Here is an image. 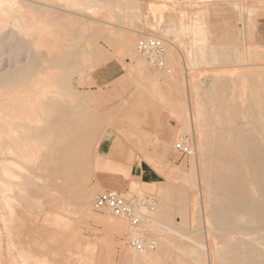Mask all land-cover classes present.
<instances>
[{
	"label": "rangeland",
	"instance_id": "1",
	"mask_svg": "<svg viewBox=\"0 0 264 264\" xmlns=\"http://www.w3.org/2000/svg\"><path fill=\"white\" fill-rule=\"evenodd\" d=\"M107 1L108 0H103L102 2L105 3ZM109 1L120 3L122 6V9H120V11H114L115 15H112L113 17L104 13L101 14L102 12L99 13V15L96 14V16H93L92 14H88L85 11L80 12L79 10H72V8L64 11L60 10L64 15L66 14L65 11H67V14H70L68 18L63 17V19L65 20H69L71 15L73 16L75 14L74 16L76 18L80 16L79 18H85L87 20L94 21L96 19V21H98L97 25H100L99 29L96 28L90 30V34L92 35L95 33L97 34V37L92 40V44H88L89 46L91 45L90 47H88V45L85 46V49L87 51L95 53V57L93 60L94 67H90L91 69H87L86 71H79L80 68L78 64L80 62V56H76L74 58V61H78V66L76 64L75 66L79 70L76 71L77 68L75 67L74 72H72L73 70H71V68L69 70L71 72L68 73L69 77L71 75V77L69 78L71 83L69 88L71 89L72 99L70 97L69 100L71 101H69V104H71L72 116L69 118V120H67V122H64V126L62 128L64 130L62 131L61 127H58L57 130L59 131L57 134L55 133V136L57 135L58 137L59 135H62V137H48V142L50 141L52 144H50V147L49 145H45L47 147L43 145L42 148H44V150H41V145L38 144V146L34 147V149H36L35 151H37L39 148V150H41V153H37L40 151L35 152L37 154L34 153L36 156L34 155L33 161L31 159L29 161L28 158L20 161V163H22L25 167V169H22V174L24 173L23 170H25L24 174L26 176L23 174V177L21 172L17 173L18 175L16 174L15 176H11L8 173L6 175V172H4V175L2 168L0 167V174L2 175H0V180L2 179L4 184L8 182L9 185H13L15 189L19 186L29 184L30 179L33 178L32 174L34 178L38 175L41 179L43 177V180H41L40 178L38 179L37 177L35 179L33 178L35 181L36 179L37 181H42L38 183L36 182L37 184L33 181V179H31V181H33V184L31 185L34 187L31 186V188H29L30 185L27 186L29 192H27L29 194V196L27 194V197L29 198L26 199L27 201L25 200V202L27 203L23 201V203H25L26 205L22 202L19 204L16 203V201H11L9 204L10 207L8 206L10 208L8 209L9 211L5 209V215V210H2V206L0 205V246L2 244V246L0 247V250L2 251H0V253L2 254L0 255V257L2 256L0 259L2 262L0 261V263L2 264H10L13 261L14 262L11 264H26L23 262H27V264H33L34 260L39 264L42 261L44 262V260L42 259L44 257L45 262L47 259L46 257H48V262H46L47 264H49V262L52 264H58V262L61 264H67L68 261L69 264H79L78 262L81 261L80 263H82L83 258L81 257L82 259H80L78 256L85 253L86 246L88 247V252L86 251L85 255H87V253H89L88 255L90 256L94 254V259H92L90 256L87 257L83 255L87 258V260L85 258V260L83 259V262H87L84 264H91L92 262H94L95 264H120L122 262L123 264H174V261L178 258L183 259L187 264H201L198 263L199 260H205L206 264H211V259L209 256H206L205 258L201 254L193 257L186 256L185 251H182L181 248L191 245V241H189V239L181 237L180 235H178V237L177 235H174L175 237L172 236L176 245L175 250L169 251L168 247L161 246L160 248L159 246L157 252L153 253V258H144V256L141 255L146 254L145 252H135L133 249H130L131 247L128 245L126 239L127 232L119 233L113 231L110 229V227L105 225V223L101 222L100 220H96L94 216L104 218V220H106L107 222L115 224V222L120 219L119 217H115L112 214L107 213V211L105 210L98 211L93 207L95 199L101 192L109 188L120 189L117 186L118 184H122L124 188L129 190V186L131 183H137V185H135L132 189V193L140 192L143 189V192L155 197L156 201L154 204L157 203V206L168 205L166 207H168L172 212L170 223L174 226L175 224L178 225V228L181 229L180 232L184 233V235H187L189 238L191 237V239L195 242H203L211 249H215L222 245L224 236L215 233V230L214 232L212 230L210 232V235L208 233V228L212 227V225L207 222L208 219L205 214L207 211L209 198L206 195V186L203 181V172L206 165L202 163V159L199 156L200 151L199 155L197 156L195 154H192L191 156H182L178 154L174 149L175 142L178 140V138L181 139V136L182 139L180 141H183L186 144V138H184L185 131H187L190 135L191 145L193 146V144L195 143V139L197 140L200 137V133L196 128V124L191 118H189L185 123V128L181 130L180 136H176V131L179 128V123L177 119L170 115L166 110V107H169L167 105V102L162 101L160 107L154 106L153 103H149L145 107H138V102L144 97L140 95L138 91V74L136 72L129 73L128 58H130L131 61V57L136 56L141 61L143 60L144 65H148L149 62L147 61L146 56L138 53L137 44L139 39L145 32L153 31L150 30L151 26H156L159 30L158 32L155 31L157 32V34L171 40V44L169 45L168 52L165 56V60H167V63L165 62L163 64V68L160 69H163L166 75L167 73H170L171 70L173 72L177 67V69L179 68L182 73L183 71L185 72V78L191 76V74L189 73H187L186 76V71H189V68L191 67V64L188 60L189 58L187 57L186 49L195 45V47H193L192 49L195 53L198 52L199 49L196 46L198 41L191 33L187 34L183 30L184 27L182 25H185L187 23L190 24L193 18L197 20L200 19L203 23H205V31L209 33V44H215L218 46L216 48V54L218 55H216L215 57L213 55H210L206 61L197 62L198 69L195 70L194 76L196 77V82L199 86V90H193V87L191 90L190 85V88H187V106L189 107L187 109H189L190 112L195 101H198L200 103V108L205 112V114L202 115L200 122L204 125L203 130L207 132L215 130V132L217 133V131L219 130H229L233 125H239L243 127L245 126L244 128H246L247 130H251L253 128L252 124H255L254 117L256 114L253 112V109H251L249 103L251 97L250 88L247 89V87H245L243 89L242 85L245 81H243L244 74L250 67L257 69L260 72L264 71V44L258 43L254 35L255 20L258 11L262 7H264V0L245 1L246 5L248 4L255 6L254 9L256 8V6H258L255 11H253L254 9L251 11L252 14L251 12H248L250 10H245L244 12L246 13H244L240 8L237 7L236 3L233 2L235 0H126L124 2H122L121 0ZM151 3H156L158 6H160V9L154 10ZM138 8L140 9V11H138ZM133 10L134 12L138 11V13L136 12L134 15ZM240 11H242V14L240 13ZM246 14L248 15L246 16ZM244 19L247 22V24L244 23L246 26L242 23ZM206 20L209 21L208 25ZM169 23L171 26L174 25L175 27H183L181 29V40H178L174 34L168 36L166 35V33L164 34V32L160 30V27H162V25L164 26L162 27L163 29L170 26ZM243 28L245 30H243ZM240 30L242 35H240ZM226 32L228 33L229 39H231L232 37L238 38V41L233 44L234 46H229L232 45V43H229V40H225L224 34ZM7 33V31L4 32V34ZM242 36L246 37L245 40H247V44L246 42H243L244 39ZM120 42L127 43L126 46L129 47L133 46L134 52L130 55L126 52H123L122 48L120 47L122 46ZM177 46H180V49H177ZM246 47L251 50H255L257 53L251 55L250 58H248L250 60L245 61L243 64L240 61L241 52ZM5 55H2L0 57V69L2 66L11 70V65L13 64L11 58L13 56L12 54H9V52ZM169 57H176L177 61L175 66L168 63ZM200 59L201 57L199 58V60ZM151 65L153 67H157L154 64ZM106 66L114 68V70L119 71L121 75L111 81L106 82L103 86L93 88V86L96 84L94 81L95 73L101 68H106ZM152 66H149V68L154 72H162V70H157L155 68L153 69ZM247 83L250 84V79H248ZM263 83L264 82L262 81L258 82V85L262 89V93H264ZM229 109L232 111H230ZM235 118L237 119V121ZM130 121L134 123V127L136 128H142L143 126H145L146 131H151V127L153 126V124L161 123L163 130V137L161 136V138L163 140H169L171 144L169 145L167 143H164L163 141H158L156 140V137L154 138L152 136H147L146 139L148 140V143H146L145 137L143 136L144 132H142L141 134L140 128L139 130L130 129V131L133 133L128 132L126 129H123V126H131ZM86 124H89V126H91V129ZM92 124H94L95 126ZM246 124H248L249 126ZM67 132L70 133V138L66 137V135L68 134ZM64 136L66 137V140L64 139ZM99 138H103L102 140L105 141V148L103 150V155L105 156L116 158V156H120V154L117 153H120L122 151H135L140 153L144 159L145 172H151L154 174L155 180L158 182L156 186L151 188L145 187L140 183V178L130 175L128 167L130 162L129 159L117 160L116 162L119 163H117V166L116 164H114L112 169H95L92 164L97 150V143H95V141H97V139ZM139 138L143 139L145 143H137ZM122 139H125L130 143L121 145L120 142ZM206 141L209 146L213 147L212 143L214 142L212 139H206ZM54 143L56 146L54 145ZM56 143H58L59 145H57ZM45 149H47V151ZM48 149L50 151L51 149H53L51 151L52 153ZM40 154L42 158H40L41 156H38ZM37 156L40 159H38ZM213 156L214 153L211 154L208 152L207 157L210 160L209 163L214 165ZM35 157L39 160V164L37 163V159ZM50 157L55 160L48 159ZM35 161L37 163V166H35ZM27 162H29L30 167L34 162L33 165L35 166V169L33 165L32 167L35 171H31L32 168H28L29 164ZM46 162L48 163V168ZM39 169L46 170L38 172ZM68 172H72V174H75L76 186L79 192H84L86 191V189H88L89 191L92 190L94 192V197L88 198V200L84 204H78L76 200L78 199L77 195H74L73 192H71V190L69 191L68 188ZM28 174L29 176L31 175V178L28 177ZM5 176L7 178H5ZM23 178H27L25 180L29 183H23L26 182ZM166 179H171L174 183H176V185L172 187V192H169L168 190L169 185L165 183ZM2 184H0V197L2 196V191L4 192L5 189L7 191L9 190L8 187H3L8 186L7 184ZM38 184L40 186H38ZM42 185L45 186L46 190L49 193H46V190L43 191ZM54 187L55 189L57 188L55 190L56 192H53ZM245 190L251 196H259L257 189L249 183L246 186ZM54 193L57 195L53 196ZM193 195L197 197L196 205H194L195 208L193 207V211L196 214V221H193V213H191L192 211L190 212V207H187L183 211L179 210L180 205H189V197ZM68 198L70 199L69 201L71 203H67L66 200ZM21 200L24 199L21 198ZM12 203H15L16 205ZM54 203L57 204L54 205ZM57 205H59V208ZM63 206H66V208L64 207L65 210L62 209ZM14 209L16 210L17 214L13 212L12 214H14V216L16 215L17 219L15 216V220H12V223L11 221L8 222L4 220V216L8 217L11 211H14ZM48 212L53 215H61V219L56 217L58 215L54 217L60 219L62 222H59L60 220L55 221V218L53 216L52 217L54 219L52 220L50 218L51 215ZM86 213L90 214L91 216L85 215ZM47 214H49V216ZM62 215L68 217V219L70 218L69 220L72 221V223L66 224V226L69 225L67 228H65V221L67 222L68 219L66 218L67 220H65ZM47 217H49L50 219H48ZM44 219L46 221H55L57 222V224H51L50 222V225L49 221L46 222L44 221ZM8 223H11V237L8 235V232L6 230V228L10 226ZM70 225L72 226L70 227ZM63 226H65V230ZM77 228L84 236L89 237V239L91 240L90 242H92V244L94 242L95 245L92 246V244H90L91 246H88L87 244H89L90 242L83 245L80 241L78 242L77 240L73 239V235L76 233ZM182 228L185 232H182ZM58 230L60 231V233ZM139 230L140 232L136 230V232L134 233V235H138V238H147L154 235L153 231L148 226H145L143 228L141 227ZM137 232L139 234L142 233V237H139V234ZM186 232H188V234H186ZM145 233H147L148 235H146ZM96 239L99 240L100 244L101 241L106 244L105 253H102L103 250L99 249ZM8 243H10V245ZM44 244L46 245V248H44ZM94 246L96 249L95 251L93 248ZM145 248L146 245H144V249ZM24 250L29 251L30 254L32 251V255H34V257L35 255H37L36 257L40 256L42 261H40L39 257H29L27 255L29 254L28 252L27 254H24ZM166 251L171 253H169L170 256L169 254H166ZM75 252L76 254L81 252V254L79 253V255L77 256ZM12 254L14 257L10 256ZM70 255L73 256L71 257V259H64L66 257H70ZM9 256L13 257L16 260L10 258ZM19 257H25L26 259L24 261V259H20ZM27 258L33 260H28ZM76 258L80 260L77 261L75 260ZM88 258H90L92 262ZM9 259L11 262L9 261Z\"/></svg>",
	"mask_w": 264,
	"mask_h": 264
},
{
	"label": "bare ground",
	"instance_id": "2",
	"mask_svg": "<svg viewBox=\"0 0 264 264\" xmlns=\"http://www.w3.org/2000/svg\"><path fill=\"white\" fill-rule=\"evenodd\" d=\"M102 1L103 0H0V57L2 55L8 54V52L9 54H12L13 56L11 58L13 61L12 62L13 66L10 64L13 69L11 68L10 70L9 68H4L2 66L0 69V167L2 168L3 174L4 172H6V175L8 173L11 176L12 175L15 176L19 172H21L22 174V169H25V167L22 163H20V161L25 160L26 158H28L29 161L30 159L33 161L34 155L37 153H41V150H44V148H42L43 145L44 146L49 145L50 147L51 142L50 141H49L50 143L48 142V137L56 138L57 135L55 136V133L56 134L58 133L59 131L57 130L58 127H61L62 131L64 130L62 129L64 126L63 125L64 122H67V120H69V118L72 116L71 104H69V101H71L69 100L70 97L72 99L71 89L69 88L71 84L69 78L71 77V75L69 77L68 73L71 72L69 71L71 68H72L71 70H73L72 72H74L75 67H76L75 64L77 65L78 63V61H74V58L76 56L77 57L80 56V62L78 64L80 70L76 67L77 68L76 71L78 70L86 71L87 69H91L90 67H94L93 60L95 57V53H91L87 51L85 49V46H87L89 43L92 44L93 42L92 40L97 37V34L95 33L91 35L90 30L96 29V28L99 29L100 25H97L98 21H96V19L94 21V20H87L85 18H79L80 17L79 15H78L79 17L76 18L74 16L75 14L73 15L74 17L71 15L69 20H65L63 19V17L68 18L70 14H67V11H65L66 14L64 15L62 14L60 10L64 11V10H69L72 8V10L75 9V11L79 10L80 12L85 11L88 14L89 13L92 14L93 16H96V14L99 15V13L101 12H102L101 14L104 13L109 16H112V15L114 16L115 15L114 11H117V10L120 11V9H122L121 8L122 6L120 3L110 2L109 0L103 3ZM121 1L124 2L126 0H121ZM245 1L246 0H235L233 2H235L237 7L240 8L243 12L245 10L246 11L250 10L248 11L250 13L254 9L255 6L248 5V4L246 5ZM151 5L153 6L152 8H154V10L160 9V6H158L156 3H151ZM257 8L258 6H256V8L253 11H255ZM138 11H140L139 8H138ZM138 11L136 12L138 13ZM242 11H240L241 14H242ZM136 12H134L133 14L135 15ZM121 13H122V10H121ZM248 14H246V16ZM244 21H242L243 25L247 24V22L246 21L244 22ZM250 22H251V19H250ZM204 24L205 23H203L200 19L197 20L193 18L190 24L187 23L185 25H182L184 27L183 30L187 34L191 33L197 39L198 43L200 42L198 44L195 41L198 44V45L196 44V46L199 49L198 52L195 53L194 50L192 49L193 47H195V45L193 46V43H192L193 47L186 49L187 57L189 58L188 60L191 64L189 71H186V76H187V73L191 74V76L186 77L187 79L186 80V90L189 87V85L191 87V90H192V87H193V90L194 89L199 90V86L197 85V82H196V77L194 76L195 70L198 69L197 62L206 61L210 55H213L214 57L218 55L216 54L217 53L216 48L218 46L215 44H209L210 37H209V33L205 31ZM182 26L180 28V27H175L174 25L172 26L170 25L163 29L162 27L164 26L162 25V27H160V30H162L164 34L166 33V35L168 36L171 34L172 35L174 34L178 40H181L182 38L181 29L183 28ZM150 30H153V31H148V32H145L144 34L147 35V34H150L151 32L157 34V32L159 31L158 27L156 26H151ZM243 30L245 29L243 28ZM6 31L8 33L4 34V32ZM157 35L162 37L159 34ZM240 35H242L241 30H240ZM242 37L244 39L243 42L244 43L246 42L247 44V40H245L246 37L245 36H242ZM162 38H164L165 40L166 51L160 56H157V55L153 56L147 53L140 52L138 50V44H137L138 53L145 55L149 64H154L159 69L163 68V64L167 61L165 60V55L167 54L168 47L171 44V40L165 37H162ZM90 46L88 45V47ZM254 53H257V52L255 50L249 49L248 47L244 48L243 51L241 52V60H240L241 63L244 64L245 61L250 60L248 58H250V56L253 55ZM200 57L201 59L199 60ZM247 78L250 79V84L247 83L248 81ZM243 81H244L242 85L243 89L245 87H247V89L250 88L251 97H250L249 103H250L251 109H253V112L256 114L254 117L255 124L253 125L251 123L253 126L251 130L249 129L247 130L246 128H244L245 126L243 127L239 125H233L229 130H219L217 131V133L215 132V130L209 131V132L204 131L203 130L204 125L201 124L200 119L202 118V115L205 114V112L203 109L200 108V103L198 101H195L193 104V108L190 110L191 113L189 112V109H187L189 107L186 105L187 106L186 107V112H187L186 121L189 118H191L194 121V123L196 124V128L200 133V137L197 140L195 139V143L192 146L190 135L188 134L187 131L184 130L185 131L184 138H186V144L183 141L176 143V149L178 151H179L178 144L183 145L182 147L187 149L188 154L186 156H191L192 154L193 155L195 154L197 156L199 155V151H200L199 156L202 159V163L206 165L204 168V172H203L204 173L203 181L206 186V195L209 198L207 211L205 214L208 219L207 222H209L212 225V227L208 228L209 229L208 233L210 235V232L212 230L214 232L215 230L216 231L215 233H218L224 236L223 237L224 240L222 239L223 240L222 245L215 249L213 248L211 249L209 246H207L203 242H195L194 240L191 239V237L189 238L187 235H184V233H181L180 232L181 229L178 228L179 227L178 225L175 224L174 226L170 223L172 212L168 207H166L168 205L157 206V203L154 204L156 200L153 195H148L145 192H143V190L140 192L132 193V194H126L120 191L122 194H124L128 198H133L136 195L139 198L146 197L147 195L150 198H152V199L149 198V205H147L149 207L145 206L144 208L145 214H147L145 215L146 218L137 227H132L130 222L124 217L115 216V217H119L123 219L126 222L127 234L131 233L132 235H134L136 230L140 232L139 229L145 226L150 227V229L153 231L154 235L152 234L153 235L152 237L143 238L142 237L143 234L140 233L141 234L140 236L138 232L137 233L139 234V237H142V238H138V235H134L136 238L140 239L141 245H142L141 249H137L132 246H130L131 248L129 247L130 249H133L135 252L137 251L145 252L146 254L141 255V256H144V258H153V253L157 252V250L159 249V246L160 248L161 246L162 247L166 246L169 248V251L175 250L176 245H175L173 237H175L174 235H177V237L178 235H180L181 237H184L185 239H189V241H191V245L181 248L182 251L183 250L185 251V255L188 257H193L198 254L203 255L204 258L206 256H209L211 259V264H264V232H263L264 230L263 228L264 227V93L261 92L262 89L258 85L259 81L264 82V71L260 72L259 70L250 67L249 69L246 70ZM263 87H264V83H263ZM143 101H145V99H143ZM86 125L89 126V124H86ZM89 127L91 129V126ZM59 136L57 138H59ZM60 137H62V135ZM66 137L70 138L71 137L70 133H68ZM66 137L64 138L65 140H66ZM181 139H182V136H181ZM206 139L213 140L214 142L212 143L213 147L208 145ZM38 144L41 145V150H39V148L37 150L40 152H37L35 151L36 149H34V147L38 146ZM56 144L59 145L58 143ZM45 150L47 151V149ZM52 150L53 149H51V151ZM208 152L211 154L214 153V156H213L214 165L209 163L210 160L207 157ZM38 156H41V154ZM38 156H37L38 159L42 158V156L40 158ZM29 157H32V158H29ZM38 159L36 161L39 164ZM48 159L55 160V159H52V157ZM36 161H35V166H37ZM27 163L29 164V162ZM46 164L48 168V163L46 162ZM32 165L30 167V164H29L28 168L29 169L32 168L31 171H35L33 170ZM35 166H34V169H35ZM42 170L39 169L38 172H42ZM23 172L25 173V170H23ZM29 174H28V177L31 176V175L29 176ZM32 177L34 178L33 174H32ZM36 177L38 179L40 178L39 175L35 176V178ZM5 178L7 177L5 176ZM25 179L24 181H26ZM31 179H30V183L27 181L23 182V183H29V184L24 185L25 187L19 186L16 189L13 185H9L8 182L5 183L8 186H3V187L5 188L8 187L9 190L7 191L4 188L5 193L3 191L1 192L2 196L0 197V205L2 206V210L6 209L7 211H9L8 209H10L9 204L11 201L12 202L16 201V203H19V204L21 202L23 203V201L25 202V200L29 198L27 197V194L29 193L27 186L30 185L29 188H31L32 186L31 184H33V181L35 183L42 182L41 180H43V177L42 179L40 178L41 180L39 181H37V179L36 181L34 179L33 181H31ZM1 181L3 182L2 179L0 180V182ZM2 182L0 184H2ZM248 183L257 189L259 196L254 197V196H251L248 192H246L245 188L248 185ZM5 184L3 182L2 185H5ZM38 186L40 185L38 184ZM44 188L45 186H43V191L46 190V188L45 189ZM53 189L54 191L53 190L52 191L56 192L55 190L57 188L55 189L54 187ZM47 192L48 191L46 190V193ZM55 195L57 194L54 193L53 196ZM21 198H23L24 200H21ZM69 198L66 200L67 203H71L69 201L70 200ZM60 202H61V199H60ZM196 202H197V197L193 195L189 197L188 206L187 205L179 206L180 211H183L187 207H190V212L192 211L191 213H193L192 214L193 221H196V214L193 211V207L194 205H196ZM12 204H15V203H12ZM55 204L57 203H54V205ZM57 206L59 208V205ZM60 206H61V203H60ZM64 207L66 208V206H63L62 209L65 210ZM93 207H94V204H93ZM6 210H5L4 215L6 214ZM14 211H11L8 217L4 216V220L8 222L11 221L12 223L15 220V216H16V215L14 216L12 212L17 214L15 209ZM107 213H110V212L107 211ZM49 214L51 215L50 218L52 220L54 218H55V221L61 219V215L59 214H56L58 216L53 215L51 213ZM49 214L47 215L49 216ZM52 216L53 217L56 216L60 219L56 217L53 218ZM63 217L65 218V220L68 219V217L66 216H63ZM47 218L50 219L49 217ZM16 219H17V216H16ZM69 219L67 220V222L65 221V226L67 223H72V221ZM52 220L51 221L48 220L49 224L51 222V224L55 223L56 225L57 222L52 221ZM44 221L46 220L44 219ZM59 222H62V221L60 220ZM65 226H63V228ZM68 226H66L65 228H67ZM71 226L72 225H70V227ZM6 230L8 232V235L10 236L12 233L11 225L8 226ZM183 231L184 230L182 228V232ZM145 234L148 235L147 233ZM186 234H188V232H186ZM0 237H1V233H0ZM8 244L10 245V243ZM90 244H92V242H90L87 245L89 246ZM93 245H95L94 242L92 246ZM144 245H146L145 249H144ZM44 248H46V245ZM85 248H86V251L88 252L87 250L88 247L86 246ZM93 248L95 251L96 250L95 246ZM25 251L26 250L23 251L24 254L25 253L27 254V252L30 254L29 251H26V252ZM79 253L81 254V252ZM79 253L76 254L75 252L77 256L79 255ZM85 253L81 254L82 256L79 255L78 257L80 259L85 258L87 260V258L84 256L88 257L90 255H88L89 253L85 255ZM169 253L170 252L166 251V254H169ZM29 254H27L29 257L31 258L34 257V255H32V251L30 254L32 256H30ZM90 254H93V253H90ZM0 255L2 254L0 253ZM71 255L70 257H66L64 259H67V258L71 259V257L75 256V255L73 256ZM93 255L90 256L92 259H94ZM10 256H13V254ZM36 256L37 255H35L34 258H38V257L40 258V256L38 257ZM13 257H10V258H13ZM44 258H42L44 262L40 258V261L42 262L39 264H47L46 262H48L47 260L48 257H46L47 258L46 262ZM20 259H24L25 261L26 258L23 257ZM80 259L76 258L75 260L78 261ZM83 259H82V263H87L85 261L83 262ZM28 260H33V259H28ZM68 262L67 264H69ZM80 262L78 263L81 264ZM23 263L27 264V262H23ZM34 263L38 264L37 262H35V260L33 264ZM198 263L206 264L205 260L204 261L199 260ZM49 264H52V263L49 262ZM58 264H61V263L58 262ZM174 264H187V263L183 259L178 258L174 261Z\"/></svg>",
	"mask_w": 264,
	"mask_h": 264
},
{
	"label": "crops",
	"instance_id": "3",
	"mask_svg": "<svg viewBox=\"0 0 264 264\" xmlns=\"http://www.w3.org/2000/svg\"><path fill=\"white\" fill-rule=\"evenodd\" d=\"M206 22L208 25L209 21L206 20ZM254 33H255L254 35H255L256 41L258 43L264 44V7H262L258 11L256 20H255V31H254ZM224 35H225V40H229L228 42L232 43V45H229V46H234L233 44L238 41V38H235V37L234 38L232 37L231 39H229L227 32ZM120 44L122 45L120 47L122 48L123 52H126L129 55L134 52L133 46L132 47L126 46L127 43H125V42H123V43L120 42ZM229 46H227V47H229ZM177 49H180V46H177ZM131 61H130V58H128L129 73L136 72L138 74V77H139V79H138L139 80V85H138L139 90L138 91H139L140 95H142V96L144 95V97H145V98H143V99H145V101H143V99L142 100L140 99V101L138 102V107L139 106L145 107L149 103H153L154 106L160 107V105L162 104L161 103L162 101L167 102V105L169 107H166V110L168 111V113L170 115H172L173 117H175L177 119V121L179 123V128L176 131V136H178V135L180 136L181 130H183L185 128L186 115H187V112H186L187 95H186L185 72L183 71V73H182L181 70L179 68L177 69V67H176L172 73H167L165 75V72L162 69H159L157 67H153L149 63H148V65H144V62L141 61L136 56H132ZM176 61H177L176 57H174V58L169 57L168 58V63L174 64V66L176 64ZM149 66H152L153 69L155 68L157 70H162V72L161 71L160 72H158V71L154 72L152 69L149 68ZM120 75H121V73L119 71L114 70V68H112V67L106 66V68H101L94 75V81L96 84L93 86V88L103 86L106 82L111 81ZM153 86H154V88H153ZM132 119H133V117H132ZM130 124H131V126L132 125L133 126L132 127L131 126H123V129H126L128 132H131L130 129H133V130L138 129L139 130L140 127L139 128L134 127L133 122L130 121ZM140 130H141L140 131L141 134H142V132H144L143 136L145 137L146 143H148V140L146 139L147 136H152L154 138L156 137V140H158V141H163L164 143H167L169 145L171 144V142L169 140H163L161 138L162 131H163L161 123L153 124V126L151 127V131H146L145 126L140 128ZM131 133H133V132H131ZM102 139L103 138H99V139H97V141H95V143H97V150H96V154H95L94 161L92 164L95 169H97V170H107L108 168L112 169L114 164H116V166H117V163H119V162H116L117 160H128L129 159L130 162H129L128 167H129L130 175L137 177V178H140V180H141L140 183L145 187L151 188V187L156 186V184L158 182L155 180L154 174L151 172H145L144 159L140 153L135 152V151H132V152L122 151L120 153L119 152L117 153V154H120V156L118 155V156H116V158H112L111 156H105V155H103V152H104L103 150L105 148V141ZM145 142L143 139L139 138L137 143L143 144ZM177 142H180V138H178V140L174 144L175 151L178 154H180V152L176 149V143ZM129 143L130 142L126 141L125 139H122L120 142L121 145L129 144ZM141 150H142V148H141ZM130 155H132V156H130ZM118 171H119V169H118ZM67 180L69 182V185H68L69 191L71 190V192H73L74 195H77L78 199H76V200H77L78 204H80V203L84 204L88 200V198L94 197V192L92 190L89 191L88 189H86V191H84V192H79L77 190L75 174H72V172L67 173ZM165 183H167L169 185V187H168L169 192H172L173 191L172 187L174 185H176V183H174L171 179H166ZM135 185H137V183H131L129 186V190H127L126 188H124V186L122 184H118L117 186L120 189H117V190L124 192L126 194H130V193H132V191H133L132 189L134 188ZM121 189H123V190H121ZM124 189H126V190H124ZM85 215L91 216L90 214H87V213ZM94 218L96 220H100L101 222L105 223V225L110 227V229L113 231H116L119 233H122V232L126 233L127 232L126 222L121 218L118 219V221H116L115 224L109 223L106 220H104V218H101L98 216L97 217L94 216ZM73 239L77 240L78 242L80 241L83 245H85L86 243H89L91 241L89 239V237L84 236L80 232V230H78V228H77L76 233L73 235ZM96 241H97V244L99 246V249L103 250L102 253H105L106 244L103 241H101V244H100L99 240H97V239H96ZM124 255H126V254H124ZM81 264H84V263H81ZM120 264H123V262Z\"/></svg>",
	"mask_w": 264,
	"mask_h": 264
},
{
	"label": "built area",
	"instance_id": "4",
	"mask_svg": "<svg viewBox=\"0 0 264 264\" xmlns=\"http://www.w3.org/2000/svg\"><path fill=\"white\" fill-rule=\"evenodd\" d=\"M138 50L153 56H160L166 51L164 38L155 33H150L142 36L139 39ZM178 144L180 155L186 156L187 149ZM148 198V199H146ZM149 196L128 198L119 190L109 188L101 192L94 202V208L98 211L105 210L114 216H121L127 219L132 227L139 226L146 218L144 208L149 205ZM152 199V198H150ZM149 207V206H147ZM127 241L129 246L141 249V241L131 233L127 234Z\"/></svg>",
	"mask_w": 264,
	"mask_h": 264
}]
</instances>
